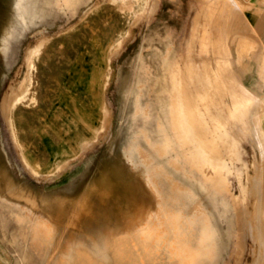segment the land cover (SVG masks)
Instances as JSON below:
<instances>
[{"label": "rangeland", "instance_id": "1", "mask_svg": "<svg viewBox=\"0 0 264 264\" xmlns=\"http://www.w3.org/2000/svg\"><path fill=\"white\" fill-rule=\"evenodd\" d=\"M240 1L241 9L237 0L36 1V16L19 25L0 52V158L14 180L36 194L67 189L76 199L51 235L42 218L52 208L36 207L27 222L19 221L12 186L11 198L0 200V264H56L54 250L68 237L77 200L85 197L94 208H106L102 193L89 184L107 156L127 145L134 108L126 92L139 55L156 75L160 57L175 59L188 123L199 128L207 123L247 154L246 195L232 180L236 203L217 193L204 200L219 231L209 264H264L256 229L261 204L264 244V0ZM11 11L12 0H0L1 25ZM210 101L227 116L235 110L223 128L194 115L195 106L206 113ZM158 207L166 214L168 204ZM238 221L247 229L240 231Z\"/></svg>", "mask_w": 264, "mask_h": 264}, {"label": "bare ground", "instance_id": "2", "mask_svg": "<svg viewBox=\"0 0 264 264\" xmlns=\"http://www.w3.org/2000/svg\"><path fill=\"white\" fill-rule=\"evenodd\" d=\"M36 1L12 0L11 16L0 24V52L19 31L18 26L36 16ZM63 1L65 4L68 0ZM149 37L153 39V35ZM157 58L153 52L152 64ZM134 60L126 92L133 96L134 108L126 132L127 145L119 155L107 156L99 177L89 184L90 190L102 193L106 208H94L85 197L77 200L78 207L67 225L68 237L54 250L56 264H209V251L219 240V231L214 212L204 200H213L217 193L236 203L238 196L230 190L232 180L243 197L247 193L244 149L225 140L227 134L212 133L205 122L200 128L188 123L189 112L182 105L184 83L176 60L168 55L160 57L159 75L154 66L152 70L145 66L140 55ZM210 102L206 113L195 106L197 112L192 114L219 123L215 128L222 127L235 110L227 116L223 107ZM233 107L239 108L236 103ZM16 184L13 194L18 205L13 213L19 221L27 222L36 207H51L52 215L43 217L42 223L51 235L57 234L67 204L76 197L67 189L38 195ZM259 189L258 199L263 196ZM5 190L3 182L1 191ZM163 202L168 208L162 216L158 205ZM261 206L257 210L260 216ZM256 216L258 237L264 246L261 217ZM245 227V222L238 221L240 231ZM187 251L196 254L188 255Z\"/></svg>", "mask_w": 264, "mask_h": 264}, {"label": "crops", "instance_id": "3", "mask_svg": "<svg viewBox=\"0 0 264 264\" xmlns=\"http://www.w3.org/2000/svg\"><path fill=\"white\" fill-rule=\"evenodd\" d=\"M237 2L239 3V6H237L236 8L241 9L242 7H245V4H243L240 0H237ZM12 180H13V183H14L13 184V188L16 189V183H17V181H15L14 178L10 175V173L5 168L3 162H2V160L0 158V200L3 197H5V196L11 198V196H12V193H11V190H12ZM3 182H4L5 187H6L5 194H4L3 191H1V187L3 185Z\"/></svg>", "mask_w": 264, "mask_h": 264}]
</instances>
